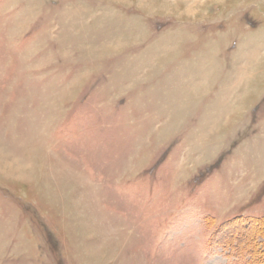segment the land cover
<instances>
[{"label": "rangeland", "instance_id": "374dc122", "mask_svg": "<svg viewBox=\"0 0 264 264\" xmlns=\"http://www.w3.org/2000/svg\"><path fill=\"white\" fill-rule=\"evenodd\" d=\"M240 219L264 0H0V264H244Z\"/></svg>", "mask_w": 264, "mask_h": 264}, {"label": "trees", "instance_id": "16d2710c", "mask_svg": "<svg viewBox=\"0 0 264 264\" xmlns=\"http://www.w3.org/2000/svg\"><path fill=\"white\" fill-rule=\"evenodd\" d=\"M245 220L240 219L236 224H240L242 222L244 223ZM246 222H245V225H248L249 227L247 230H243L239 233L241 234V237H238L237 239H233V240H236V242H233V240L231 239L232 237L228 235H223L222 238L219 237L216 242L222 245L223 247L229 248V250H231L232 253L238 258H242L244 261V264H257L258 261H260L259 260L260 258L264 259V256H263L264 249L262 250V248L264 247V241H260L261 238L264 239V235L260 234V231H264V221L260 219H252V220H246ZM252 226L257 227V229ZM249 229H250V232L248 231ZM225 230L226 229H223L220 227L218 234H220V232L225 231ZM248 233L253 235L251 239L253 242L249 243V245H251V247L254 246L253 247L254 251H251V250L244 251L247 248V242H245L244 237L242 236L246 237ZM241 243H242V246L240 245ZM260 262L258 264H260ZM262 264H264V262Z\"/></svg>", "mask_w": 264, "mask_h": 264}]
</instances>
